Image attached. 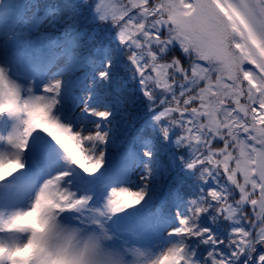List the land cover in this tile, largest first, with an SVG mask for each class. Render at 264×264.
I'll return each instance as SVG.
<instances>
[{
  "label": "snow or ice",
  "instance_id": "obj_1",
  "mask_svg": "<svg viewBox=\"0 0 264 264\" xmlns=\"http://www.w3.org/2000/svg\"><path fill=\"white\" fill-rule=\"evenodd\" d=\"M92 13L0 39V264H264V0Z\"/></svg>",
  "mask_w": 264,
  "mask_h": 264
},
{
  "label": "trees",
  "instance_id": "obj_2",
  "mask_svg": "<svg viewBox=\"0 0 264 264\" xmlns=\"http://www.w3.org/2000/svg\"><path fill=\"white\" fill-rule=\"evenodd\" d=\"M26 1H31L35 4L36 0H7L5 6L13 10L12 15L10 16L11 20H15V14L20 11L21 3ZM39 8L35 11V14H43L44 9L48 6H55L58 9L59 14L62 17H71L73 20H78L80 22L79 30L84 31L86 25L91 28L95 27V25L88 24L87 22L92 19V5L95 3V0H87V4H85V0H38ZM109 1V0H107ZM106 1V2H107ZM112 1V0H110ZM43 11V12H42ZM42 12V13H41ZM27 41V40H22ZM78 43H82L84 51H87L88 41L87 35L80 36L78 38ZM179 55V52L175 53Z\"/></svg>",
  "mask_w": 264,
  "mask_h": 264
},
{
  "label": "rangeland",
  "instance_id": "obj_3",
  "mask_svg": "<svg viewBox=\"0 0 264 264\" xmlns=\"http://www.w3.org/2000/svg\"><path fill=\"white\" fill-rule=\"evenodd\" d=\"M7 0H0V16H3L7 13L5 9V3ZM107 1V0H106ZM115 0L107 1L106 3L112 4ZM35 6L26 3L24 5V8L20 14L19 21L12 27L11 30L8 31V33L3 37V39H11V40H28L30 39V34L26 30V22L29 21V17L31 13L34 11ZM92 8V7H91ZM1 22V20H0ZM88 24H91V19L87 22ZM25 41H20L19 43H16L17 45H23Z\"/></svg>",
  "mask_w": 264,
  "mask_h": 264
}]
</instances>
